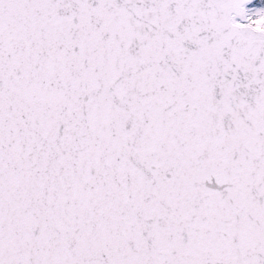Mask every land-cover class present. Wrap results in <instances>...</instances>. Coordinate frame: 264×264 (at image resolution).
Listing matches in <instances>:
<instances>
[{
    "label": "snow or ice",
    "instance_id": "obj_1",
    "mask_svg": "<svg viewBox=\"0 0 264 264\" xmlns=\"http://www.w3.org/2000/svg\"><path fill=\"white\" fill-rule=\"evenodd\" d=\"M0 264H264V0H0Z\"/></svg>",
    "mask_w": 264,
    "mask_h": 264
}]
</instances>
